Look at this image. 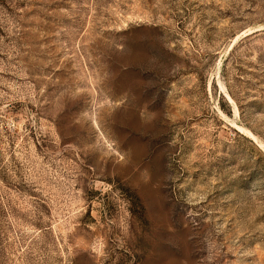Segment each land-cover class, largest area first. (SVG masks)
<instances>
[{"label": "rangeland", "instance_id": "1", "mask_svg": "<svg viewBox=\"0 0 264 264\" xmlns=\"http://www.w3.org/2000/svg\"><path fill=\"white\" fill-rule=\"evenodd\" d=\"M0 264H264V0H0Z\"/></svg>", "mask_w": 264, "mask_h": 264}, {"label": "bare ground", "instance_id": "2", "mask_svg": "<svg viewBox=\"0 0 264 264\" xmlns=\"http://www.w3.org/2000/svg\"><path fill=\"white\" fill-rule=\"evenodd\" d=\"M252 32V31H251ZM250 32V33H251ZM233 46V45H232ZM224 96L226 97V99L229 101V103L234 107L235 111H237V113H239V108L237 103L235 102L234 98L232 97V95L229 93V91L227 90V88L225 87V91H224ZM240 127V126H239ZM240 129L242 130L243 127H240Z\"/></svg>", "mask_w": 264, "mask_h": 264}]
</instances>
